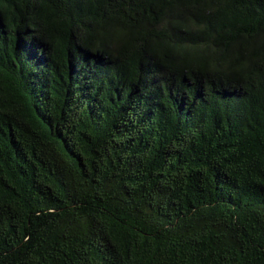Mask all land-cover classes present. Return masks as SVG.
Here are the masks:
<instances>
[{"label":"trees","instance_id":"16d2710c","mask_svg":"<svg viewBox=\"0 0 264 264\" xmlns=\"http://www.w3.org/2000/svg\"><path fill=\"white\" fill-rule=\"evenodd\" d=\"M0 264H264V0H0Z\"/></svg>","mask_w":264,"mask_h":264}]
</instances>
